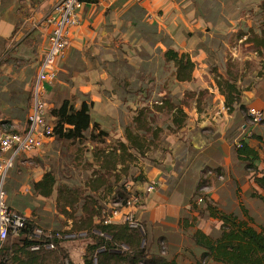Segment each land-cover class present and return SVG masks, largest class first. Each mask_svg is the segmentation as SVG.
<instances>
[{"label": "crops", "instance_id": "1", "mask_svg": "<svg viewBox=\"0 0 264 264\" xmlns=\"http://www.w3.org/2000/svg\"><path fill=\"white\" fill-rule=\"evenodd\" d=\"M157 1L144 0L137 3L136 10L139 14H143L152 8L155 9L159 6ZM207 1L211 4L205 7ZM9 3L8 0L0 17V39L11 43L21 33L14 32L17 17L13 13L12 4L8 5ZM127 3L125 0H97L94 3H85L80 23L71 30L70 43L59 63L57 77L52 84L45 83V96L48 102L52 101V105L57 106L61 100L69 99L71 94L76 93L85 99L78 102L72 101L75 107H79L82 100L90 102L92 121L100 125L99 128L106 132L105 136L109 137L107 142L111 143L102 144L98 138L87 140L92 142V145L86 142L84 144L80 140H65L55 136L49 138L38 151L28 155V177L25 178L22 186L18 187L22 177H15L14 169L17 166L9 172L5 184L8 204L14 209H19L17 199L23 200L28 196L40 204L53 200L55 208L58 195L57 179H89L83 183V188L87 190L86 193H91L98 199L103 198L104 204L113 199L116 185L128 179L123 177V173L130 167H134L135 175H139L138 178L145 179L144 182L158 183V191H152L154 193L149 200L144 201V207H141L138 213L143 221L147 237H151V230L156 225V228H170L172 224L169 219L176 220L175 231L182 237L184 233L187 235V232L191 233L195 229L211 233L204 231L192 218L184 217L181 210L184 203V197H182L184 189L180 185L184 179H196L193 183H197L198 179L202 180V177L204 179L228 177V172L234 168V165L243 166L236 159L230 141L238 119L245 112L235 102L230 109L225 106L223 94L226 91L218 90L216 83L220 76L228 77L230 82L235 83L242 90L241 102L246 108L255 106L262 109V120L248 126L246 131V136L251 133L258 136V139L246 137V141L256 148L258 154L255 160L259 171L257 176L264 174V42L262 40L264 32L258 33L254 30L249 38L246 34L241 36L236 34L240 22L249 24L254 23L256 18L259 20L258 16L255 19L252 16L258 10L264 14L261 11L264 0H239L238 3L232 0H184V17L181 14L174 15V17L180 15L182 22L177 23L170 17L171 20L166 23L169 25H161L160 21L146 19L151 22H148L150 32L136 33L133 39L137 41L131 43L132 47L130 45L131 49L127 50L128 53L122 49L114 52V47L118 48L123 42L125 46L127 45L128 36L123 38V33L126 34L128 29L126 23L131 14ZM245 3L249 6H243ZM246 8L251 9L250 12L246 11ZM211 20H213L212 26H210ZM180 25L184 29V34L175 33L174 29ZM207 28L219 34V41H221L219 44L217 42L211 45L207 42L208 38H213L212 35L207 36ZM255 33L259 37H256ZM32 37V34L28 33V44ZM119 37L124 41L120 42ZM20 38H23V35ZM40 39L37 46L38 60L35 62L38 65L42 57L41 52L45 50V48L41 49V46L45 42L47 46L46 36L42 35ZM226 39L229 41L228 47L225 44ZM243 40L248 41L246 44L248 49L241 55L243 52L241 46L235 45V42L241 43ZM168 47L179 53L188 54L195 63L190 80L178 81L174 75L171 76L175 72L173 64L164 57ZM156 53L158 56H155ZM246 54L252 57L251 59L243 57L249 60L250 66L244 63L243 69L241 67L233 69L245 73L238 78L232 77L231 67L227 64L210 63L212 55L216 57L232 55L238 58ZM154 56L156 62H153ZM24 89L28 90L27 87ZM148 105L152 108L155 105L153 114L162 115V112L166 110L171 119L168 129H172L166 138L170 141L169 149L162 159H158L161 162H155L156 164L149 162L150 160L148 162L152 164L147 163L143 158L145 150L142 154L131 145L130 140L133 135H137L140 141L142 140L144 122L148 119L145 115ZM178 108L182 112L178 113ZM15 112L10 111L5 118L17 120L19 116L18 112L16 115ZM178 114H183L184 118L181 125L176 127L172 119ZM159 127L161 128L160 125ZM156 129L158 128L155 127L153 131ZM91 130L90 127L84 135ZM187 136L190 137L187 138ZM243 169H245L244 166ZM47 172H51L56 183L52 193L48 197H43L35 194L32 185L42 179ZM249 174L251 187L247 197H250L251 189L262 193L254 182V173L250 171ZM228 180L235 186L237 179L229 178ZM144 182L143 186L147 183ZM224 189H222L223 195L233 196L240 201V194L236 195V192L232 191L230 183L224 186ZM173 192L181 194V197L174 200ZM206 195L219 210L234 212L223 206H217V195H212V198L210 194ZM262 205L264 206L263 203ZM26 206L30 209L34 204L28 203ZM187 209L190 210L189 207ZM22 212L29 217H33L35 213L32 209ZM195 213L197 212L190 210L189 216L192 217ZM38 214L34 217L41 221L40 213ZM61 214L67 219L68 227H72L71 219L64 213ZM214 220L218 223L217 231L220 222ZM166 229L158 231L165 234ZM163 234L162 237H164ZM189 240L195 246L190 238ZM157 243L160 245L161 255L167 259H174L178 264H191L198 257H195L193 253L187 263H184L183 239L165 244L163 239L158 242L157 238H154L149 240L148 245L151 250H158ZM82 246V256L78 262L73 261L75 264H83L82 258L86 245Z\"/></svg>", "mask_w": 264, "mask_h": 264}, {"label": "rangeland", "instance_id": "2", "mask_svg": "<svg viewBox=\"0 0 264 264\" xmlns=\"http://www.w3.org/2000/svg\"><path fill=\"white\" fill-rule=\"evenodd\" d=\"M10 1H12V6L14 10L13 13H15L17 17V20L15 22L14 32L19 31L18 33L21 34L17 36V38L14 39L11 43L8 40L0 39V131L1 132L21 131L26 124L27 112L31 105L32 84L30 85V83L32 81L34 82L38 70V63L35 64V62L38 60V56H37L38 41H41L40 38L42 37V35H45L47 38L49 28L46 25L45 20L46 17L51 12L52 6L56 2V0H9V2ZM125 1L128 2L127 5H129L131 9L130 18L128 20V23H126L127 24L126 28L128 27L129 30L126 29L127 30L126 34L123 33V38L125 36H128V41L126 46L124 45L123 42L121 45H119L118 48L114 47L115 49L114 52H117L118 49L120 50L122 49V51L128 53L127 50L131 49L132 47L131 43L133 41H137V39H133V37H135V34L141 31H149L148 27L150 26H148V22L151 23L150 20L153 19L155 22L160 21L161 25H169L166 23L171 20L170 17L174 18L175 22L177 23L182 22L181 20L182 17L180 15L174 17L175 14H181L184 17V0H158L157 1L159 3L158 7H156L155 9L152 8V10L150 11H145V13L143 14H139L137 12L136 10L137 3H133L131 0H125ZM232 1L234 3L239 2V0H232ZM178 3H180L181 6L177 5ZM210 4L211 3L207 1L205 7ZM243 6H249V4L245 3ZM250 10L251 9L246 8V11L250 12ZM261 11L264 12L262 9ZM252 16H254V19L256 18V16H258L259 20L261 19L260 22L257 18L254 23L248 24L247 22L245 23L240 22V25L237 26L238 29L236 30V34L238 36L246 34L248 35L247 38H249L253 35L254 30L258 33L260 31L264 32V14L258 10L256 13L252 14ZM146 19H150V20L147 21ZM215 19H217V17ZM210 22H211L210 26H212L213 20H211ZM171 25L174 24L171 23ZM122 29L125 30V28L123 27ZM174 30L176 34H181V33L184 34V29L182 28L181 25L177 26ZM209 30L210 28H207L206 30L207 36L212 35L213 38H208L207 42L210 43L211 45L217 42L219 44L221 42L219 41V34L216 33L215 30L214 31L212 30L209 31ZM248 32H250V34H247ZM28 33L32 34L33 36L32 38H30L29 44H28ZM22 35L23 38H20ZM256 37L259 36L256 35ZM119 40L120 42L121 40L124 41V39H121L120 37ZM262 40L264 41V36ZM120 42L118 41V43ZM247 42H248L247 40H243V42L241 43H239L238 41L235 42V45L241 46V50L243 51L241 52V55L245 54L246 50L248 49V47L246 46ZM225 44L227 47L229 46L228 39H226ZM42 48H46V42L41 46V49ZM43 51L44 50H42V52ZM141 53H144V51H141ZM155 56H158V54L156 53ZM155 56L153 62H156ZM243 57L250 59L252 58L249 57L247 54L243 56H239L238 58H235L232 55H224L220 57H216L212 55L210 56V63L213 64L219 62V63H223L224 65L227 64L228 67L229 66L231 67L230 71L232 77L238 78L245 73L241 70L236 71L233 69H239L240 67L241 69H243L242 65H244V63H247L250 66L249 60L243 59ZM172 67L174 68V66ZM209 67H211V65ZM173 70L175 71V68ZM173 75L174 77H176L175 72L171 76ZM24 87H27L28 90H25ZM81 99H85V98L79 95L78 93L71 94L69 97V100L74 102H78ZM51 102L52 101L50 100L49 103ZM55 106L56 105H49L50 107L49 109H52ZM154 108L155 105H153V108L150 105L146 106L145 115L148 119H146L144 122L145 129L143 130L144 133H142L145 135L146 138V146L144 149L146 153L143 156V158L145 161H147V163L161 162L158 159H162L165 156L166 151L169 149V145H170V141L166 139L171 132L170 130L172 129V128L168 129L169 125L171 124V119L169 117V114L166 110L162 112V115H157L156 113L153 114ZM9 110L16 111L15 115L18 112L19 118L17 120H11L5 118V115H7V113L10 112ZM244 123L247 125V128L248 126L252 125V122L250 121L246 113L243 114L238 119L237 126H235L231 134L232 139L237 140L239 138L245 137V135L247 134L246 132L247 128L245 131L242 129V125ZM159 125L161 126V128L159 127ZM98 126L100 127V125ZM155 127H157L158 129L153 131ZM154 132H159V133L155 134ZM88 134L85 136V138H83L80 141H82L84 144L88 143L92 145L93 144L92 142L87 141L90 139L88 137ZM173 137H177V136L173 135ZM189 137L190 136H187V138ZM108 138H109L108 135L105 136L99 134L98 140L102 142V144L111 143V142H107ZM60 142L67 143L65 141H60ZM74 144H78V143H74ZM148 160L150 161L148 162ZM15 166H17V168L14 169L16 172L15 177L17 178L22 177L20 178L21 182H19L18 184L19 187L24 184L25 182L24 180H26L25 178L28 177V156H22L18 158L15 162L14 167ZM249 172L250 170L243 169V166L237 164L234 165L233 169L229 170L228 177H221V179L220 178L204 179L202 177L201 178L202 180L199 181L198 179L197 183H193V181H195L196 179H184V181H182V184L180 185V187L184 189V196H182L184 197V203L181 209L182 212L184 213V217L188 216L189 218H192V220L196 221L197 225L199 224V227L203 228L204 231L207 232L216 231L218 227V223L213 218H210L206 214L200 212L199 207L201 209L203 202L202 200L200 201L198 199V198L202 199L201 196L202 193L210 194L209 196L211 198L212 195L215 194L218 197V201L216 202L217 206L220 207L223 206L227 209L234 210L233 213L238 215L239 217L243 216L242 210H240V208L243 206L246 209H248L250 215L253 217L255 227L258 229L264 228V208H263L264 206L259 200L247 197L248 190L251 187ZM135 173L136 170H134V167H130L128 171L123 173L124 174L123 177H128V179H124V180H129L130 177L134 178L136 176ZM138 176H136V179H134V181L142 185L136 186L135 188L137 190L142 191V187H144L143 186L144 181L140 180ZM229 178L237 179L235 186L231 181L228 180ZM86 180L89 179H57L58 185L67 183L69 187L73 190L69 192L71 193V196L74 197V195H76L79 198V200H77L72 207L69 206V210H66V214H65V216H68V218L71 219V222L74 224L80 221L79 219L81 217V214L78 210H80V208L82 207V203H86L90 207L93 201H100V203L103 206H107L108 203L106 202L103 204L104 202L103 198L98 199L96 197H93L91 193H86L87 190L82 186ZM152 183L154 184V191L155 192L158 191L157 188L158 183L157 182H152ZM228 183H230V187L232 188V191L236 192V195L240 194L241 197L240 201L239 199H236L233 196H227L222 194V189L225 190L224 186H226ZM177 192H173L174 200H178L181 197V194ZM153 193L145 192L143 194L144 201L149 200V198ZM95 195L98 196L99 194H95ZM190 200H192L194 203H196V205H198V210L196 211L197 213H195V215H192V217L189 216L190 210L187 209L188 207L189 208L191 207ZM144 201L142 208L144 207ZM17 202L19 203L18 205L19 209L15 208V210L17 211L28 212L29 210L32 209V211H34L35 214L39 215L38 213H40L41 221L39 220L36 223L37 227H42L43 229L49 231L51 230L66 231V230L76 229V227H68L69 224L67 222V219H65L64 215H62L59 212L61 210L60 206L55 205L54 208L53 200H49L48 202L40 204L38 203V201H34L32 200L31 197L27 196L23 200L17 199ZM7 203H8V199H7ZM28 203L29 204L33 203L34 206L28 209V206L25 207V205H27ZM44 213H47L48 215H45ZM169 222L172 225L168 229L162 227L156 228L157 225L154 226L151 230L152 232L150 233L151 237H148L146 239V242L148 243L150 239L154 240V238H157V241L160 242L163 239L164 243L166 244L169 241H176L183 239L184 263H187V260H189L190 256L193 253L195 257H197L200 253V249H198L191 243L186 233H184V237H182L179 232L175 231V226L177 224L176 220L169 219ZM78 225L80 224H77L76 226ZM160 229H164V230L166 229L167 232L163 234L160 231H158ZM162 234L164 235V237L161 236ZM89 241L90 239L85 237L84 238L75 237L68 240H63L62 241L64 247L63 249L66 254V256L64 255L65 257H63V262L64 261L66 262L68 260L67 259L68 255L72 261H74L75 263L78 262L80 256H82V250H83L82 245H87Z\"/></svg>", "mask_w": 264, "mask_h": 264}, {"label": "trees", "instance_id": "3", "mask_svg": "<svg viewBox=\"0 0 264 264\" xmlns=\"http://www.w3.org/2000/svg\"><path fill=\"white\" fill-rule=\"evenodd\" d=\"M82 1L94 3L97 0ZM7 2L8 0H0V17ZM10 4H12V1L8 5ZM262 10L264 11V3L262 4ZM164 57L167 61L173 63L175 76L178 81L191 79L195 63L188 54L179 53L168 47L164 52ZM229 80L228 77L223 78L222 76L216 80L218 90L224 89L226 91L223 94L225 106L230 109L233 102H235L240 109L246 111L245 113L252 124L260 122L262 117L258 122H254L248 114L249 108L255 106L246 108L241 102L242 90ZM90 106V102L82 100L79 107H75L71 100L64 98L57 106L50 109V116L54 123V136L65 140H82L87 135H84V133L90 127L92 130L88 137L91 140H97L96 138L99 137V134L106 135V132L99 128L98 123L92 121ZM178 109V113L182 112L180 108ZM260 110L262 112V109ZM183 118V114H178L174 117L173 124L178 127L181 125ZM246 128L247 125L244 123L242 129L245 131ZM154 133L156 134L157 132ZM143 135L142 142L137 135L130 137L131 145L142 154L146 146V138ZM246 137L258 139V136L250 133L237 140L231 138L230 144L238 162L246 170L254 173V182L262 190V193H258L257 190L251 189L249 196L259 199L264 204V174L260 177L257 176L259 171L255 160L258 158V154L256 148L250 146V143L246 141ZM134 179L136 178H130L117 184L114 190V197L111 201H108L109 205L107 206H103L100 201H93L91 207L86 203H82L79 211L81 214L80 221L73 223L72 227H76V229H71L70 232H83L84 235L79 236V238L90 239L85 246L82 258L83 264H178L174 259H167L161 255L159 243H157L158 250H151L148 245L149 242H146L148 238L147 232L141 218L138 216L140 209L134 214V219L138 222L137 227H131L127 222H103L105 213L111 209L112 202L116 199L123 201L129 195L126 191V184L130 185L131 193L142 195L143 206L144 197L142 192L144 187L142 191L137 190L135 187L140 184L135 182ZM140 180L144 181L145 179ZM55 183L56 179H53L51 172H47L42 179L34 182L32 187L35 194L48 197L52 193ZM57 190V206L61 208L59 212L66 214L69 206L72 207L79 198L76 195L74 197L71 196L69 192L73 190L69 185L59 184ZM201 196L202 199L198 198L203 202L201 209L199 207L200 212L216 219L220 222V226L217 231L211 233H204L199 229H195L191 233L187 232L188 237L200 249V254L191 264H264V228L258 229L255 227L254 219L248 213V210L242 207L243 217L240 218L232 212L219 210L206 194L202 193ZM190 205V210H198V205L192 200H190ZM34 215L36 216L35 213ZM33 217H27L23 229L15 234H8L0 246V264H75L69 255L68 260L63 262V257L66 254L62 241L68 239L35 236L33 231L37 227L36 223L39 218L36 220ZM77 224L80 225L76 226ZM185 228L188 230L187 227ZM57 232L51 230L52 234ZM49 241L54 244L53 248L45 246ZM33 245H38L39 247L32 249ZM121 245H124L125 248H122Z\"/></svg>", "mask_w": 264, "mask_h": 264}, {"label": "built area", "instance_id": "4", "mask_svg": "<svg viewBox=\"0 0 264 264\" xmlns=\"http://www.w3.org/2000/svg\"><path fill=\"white\" fill-rule=\"evenodd\" d=\"M131 1L141 3L144 0ZM84 6L85 2L82 0H56L45 20L49 28L47 46L43 51L36 78L31 86V105L27 112L25 127L21 131H0V246L9 233L15 234L25 227L28 216L18 212L7 203L5 189L7 176L18 158L35 153L49 138L54 136L50 103L45 98V83L50 84L56 79L59 63L70 43L71 30L80 23ZM248 114L254 122H258L262 117L261 110L255 107H250ZM125 186L129 195L123 201L116 199L112 202L111 209L105 213L103 222H127L131 227H137L138 222L134 219V214L142 207V195L131 193L129 184ZM152 191H154V184L148 182L144 185L142 194ZM33 233L37 237L59 239H71L84 235L83 232L76 233L70 230L52 234L51 231L42 227H36ZM45 246L53 248L54 244L49 241ZM121 246L125 248L124 245ZM38 247V245H33L31 248L37 249Z\"/></svg>", "mask_w": 264, "mask_h": 264}, {"label": "clouds", "instance_id": "5", "mask_svg": "<svg viewBox=\"0 0 264 264\" xmlns=\"http://www.w3.org/2000/svg\"><path fill=\"white\" fill-rule=\"evenodd\" d=\"M41 60V59H40ZM40 63V62H39ZM38 67H39V65H38ZM54 82V81H53ZM52 82V83H53ZM52 83H50V84H52ZM33 84V83H32ZM32 86V85H31ZM45 98H46V96H45ZM47 100V99H46ZM49 103V102H48ZM50 105H52L51 103H50ZM54 137V136H53ZM23 156H28V155H23ZM22 157V156H21Z\"/></svg>", "mask_w": 264, "mask_h": 264}]
</instances>
